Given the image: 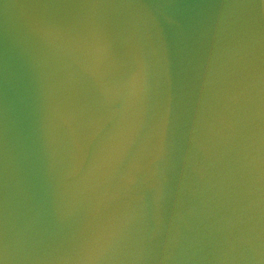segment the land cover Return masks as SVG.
<instances>
[{
  "label": "water",
  "instance_id": "water-1",
  "mask_svg": "<svg viewBox=\"0 0 264 264\" xmlns=\"http://www.w3.org/2000/svg\"><path fill=\"white\" fill-rule=\"evenodd\" d=\"M263 240L264 0H0V264Z\"/></svg>",
  "mask_w": 264,
  "mask_h": 264
}]
</instances>
